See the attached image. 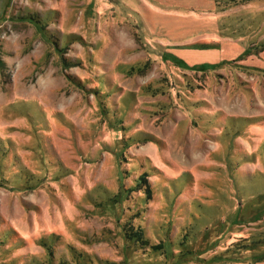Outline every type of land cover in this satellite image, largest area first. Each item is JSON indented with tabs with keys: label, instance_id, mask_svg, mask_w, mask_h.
Returning <instances> with one entry per match:
<instances>
[{
	"label": "rangeland",
	"instance_id": "374dc122",
	"mask_svg": "<svg viewBox=\"0 0 264 264\" xmlns=\"http://www.w3.org/2000/svg\"><path fill=\"white\" fill-rule=\"evenodd\" d=\"M0 264H264V0H0Z\"/></svg>",
	"mask_w": 264,
	"mask_h": 264
}]
</instances>
